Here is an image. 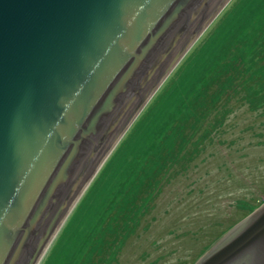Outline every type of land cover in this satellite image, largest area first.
<instances>
[{"label":"water","instance_id":"water-1","mask_svg":"<svg viewBox=\"0 0 264 264\" xmlns=\"http://www.w3.org/2000/svg\"><path fill=\"white\" fill-rule=\"evenodd\" d=\"M231 1L0 0V264L43 262L113 150ZM196 264H264V204Z\"/></svg>","mask_w":264,"mask_h":264},{"label":"trees","instance_id":"trees-1","mask_svg":"<svg viewBox=\"0 0 264 264\" xmlns=\"http://www.w3.org/2000/svg\"><path fill=\"white\" fill-rule=\"evenodd\" d=\"M224 11L209 29L204 48L194 45L181 63L187 69V81L171 92L174 102L169 110L163 111L166 104L159 108L166 117L157 130L148 127V121L140 133L136 128L160 97L135 121L66 222L62 234L70 230L73 235L88 233L78 226L82 216L93 225L83 238L86 244L77 264H121L127 242L138 234L166 187L187 175L208 146L227 143L222 135L236 111L245 107L264 115V0H233ZM137 136L143 140L144 155L136 161L126 158L124 165L112 169L129 147L135 151ZM108 175L114 176L109 184L112 189L103 202L89 205L95 186ZM263 201H240L241 219L231 222L201 256Z\"/></svg>","mask_w":264,"mask_h":264},{"label":"rangeland","instance_id":"rangeland-1","mask_svg":"<svg viewBox=\"0 0 264 264\" xmlns=\"http://www.w3.org/2000/svg\"><path fill=\"white\" fill-rule=\"evenodd\" d=\"M212 25L213 22L195 46L204 48ZM181 63L151 99L150 102L160 97L155 109L144 117V123L137 124V133L142 131L146 121L148 127L157 130L159 123L165 119L159 108L166 104L164 106L167 108L163 111L169 110L174 102L171 92L178 86L181 88L182 83L187 81V69ZM180 66L179 73H176ZM148 106L141 115L147 113ZM226 125L222 139L227 140V143L208 146L187 175L166 187L155 209L144 219L138 234L127 242L121 264H194L203 251L228 229L231 222L241 219L242 211L238 208L240 201L258 203L264 199V115L242 107ZM134 142H137L136 152L133 147H129L126 156L113 163L112 169L124 165L126 158L130 160L135 157L136 161L144 155L143 140L137 136ZM113 178V175H108L95 186L96 192L89 205L99 204L100 199L103 202L105 193L112 189L109 184ZM82 217L78 226L89 233L93 225L86 222L85 216ZM72 233L71 230L64 234L60 232L57 239L62 236L61 240L54 242L43 264L78 263L81 247L86 244L83 238L88 233Z\"/></svg>","mask_w":264,"mask_h":264},{"label":"bare ground","instance_id":"bare-ground-1","mask_svg":"<svg viewBox=\"0 0 264 264\" xmlns=\"http://www.w3.org/2000/svg\"><path fill=\"white\" fill-rule=\"evenodd\" d=\"M216 19H217V18H216ZM216 19H215V20H216ZM215 20H214V21H215ZM214 21H213V22H214ZM175 69H176V68H175ZM175 69H174V71H175ZM172 75H173V74L171 73V75H170L166 80H168ZM165 82H166V81H165ZM145 103H146V102H145ZM149 103H150V102H148L147 105H149Z\"/></svg>","mask_w":264,"mask_h":264}]
</instances>
